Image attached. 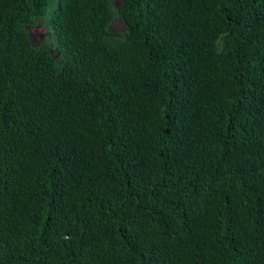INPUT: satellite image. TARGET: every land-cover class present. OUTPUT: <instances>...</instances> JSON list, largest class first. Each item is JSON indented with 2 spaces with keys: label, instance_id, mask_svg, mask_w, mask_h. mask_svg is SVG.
Returning <instances> with one entry per match:
<instances>
[{
  "label": "trees",
  "instance_id": "16d2710c",
  "mask_svg": "<svg viewBox=\"0 0 264 264\" xmlns=\"http://www.w3.org/2000/svg\"><path fill=\"white\" fill-rule=\"evenodd\" d=\"M0 264H264V0H0Z\"/></svg>",
  "mask_w": 264,
  "mask_h": 264
},
{
  "label": "rangeland",
  "instance_id": "374dc122",
  "mask_svg": "<svg viewBox=\"0 0 264 264\" xmlns=\"http://www.w3.org/2000/svg\"><path fill=\"white\" fill-rule=\"evenodd\" d=\"M122 0H114L115 5H118ZM110 27L115 30L119 31L121 33L126 31V24L122 20V18L118 15L114 17V19L111 22ZM29 33L32 40V43L34 45H41V44H48L56 54V57L59 61V63L64 62V58L62 55H60L56 50L57 41L56 38L52 35L50 29L48 26L43 23L39 22L35 25H31L29 27Z\"/></svg>",
  "mask_w": 264,
  "mask_h": 264
}]
</instances>
